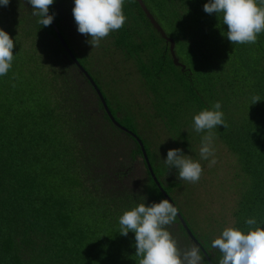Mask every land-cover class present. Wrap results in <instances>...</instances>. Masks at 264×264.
Wrapping results in <instances>:
<instances>
[{"label": "trees", "instance_id": "16d2710c", "mask_svg": "<svg viewBox=\"0 0 264 264\" xmlns=\"http://www.w3.org/2000/svg\"><path fill=\"white\" fill-rule=\"evenodd\" d=\"M141 3L171 39L183 70L173 66L134 0H125L124 26L95 48L77 30L74 0H54L49 8L66 48L124 130L107 118L84 73L28 0L0 5V29L14 41L12 67L0 76V264H139L135 234L119 233V217L165 198L131 134L197 241L202 264L222 258L212 241L224 228L247 232L249 218L264 227V32L255 44H232L222 17L203 10L208 0ZM118 55L122 64L132 59L146 97L143 106L135 90L122 92L138 128L102 92L114 88L108 83L119 84L118 74L125 83L129 78L126 67L117 66ZM254 95L261 100L252 104ZM217 101L227 127L213 129L217 162L209 166L213 157L199 154L207 132L197 133L193 118ZM176 148L201 163L198 182L178 179V170L165 163ZM135 156L144 173L135 172ZM190 221L198 222V235ZM181 225L176 217L166 227L184 251L193 244Z\"/></svg>", "mask_w": 264, "mask_h": 264}, {"label": "clouds", "instance_id": "9594fccd", "mask_svg": "<svg viewBox=\"0 0 264 264\" xmlns=\"http://www.w3.org/2000/svg\"><path fill=\"white\" fill-rule=\"evenodd\" d=\"M10 0H0V5L8 6ZM33 8V15L41 17L42 26H50L55 13L49 14L54 0H28ZM125 0H74L72 13L80 34L90 37L87 41L92 48L111 32L121 29L127 21L124 14ZM203 10L216 13L227 25L226 37L232 44H255L260 33L264 32V0H208ZM14 41L9 33L0 29V76H4L12 67ZM258 95L252 97V104L260 101ZM193 127L197 133L207 132L202 137L199 150L200 158L208 160L209 166L217 161L213 141V129L220 125L227 127L221 103L217 101L212 109L205 108L193 118ZM165 163L169 169L178 170V179L196 183L201 178L203 167L198 160L183 154L179 148L169 149ZM178 208L169 199L146 206L140 203L131 210H126L119 217L120 234H135V255L140 257L139 264H202L203 256L198 246L181 251L173 238L168 225L178 215ZM247 232L229 226L212 241V247L219 250L222 258L218 264H264V227L256 219L246 220Z\"/></svg>", "mask_w": 264, "mask_h": 264}, {"label": "rangeland", "instance_id": "374dc122", "mask_svg": "<svg viewBox=\"0 0 264 264\" xmlns=\"http://www.w3.org/2000/svg\"><path fill=\"white\" fill-rule=\"evenodd\" d=\"M160 28L165 33V30H164V28L161 25H160ZM112 33L115 34V32H112ZM134 39H135V41H137L135 36H134ZM96 56L98 57L99 55H96ZM118 57H119V59L117 61V66L124 65L126 67V70L129 73L128 74L129 75L128 80L125 83L124 82V79H123V77L121 75L122 73L121 74H118V76L120 78L119 84H116V83H108V84H106V86H110V87H114V88L110 89V91H109L108 88H106L105 90H102V89L101 90L105 94V97L107 98V100H109V99L115 100L114 107H117V105H119V107L117 109L120 108L122 117L125 118V119H127V120H129V118H130V120H129V121H131L130 123H132L136 128H138L139 124L134 119H131V117L124 110L123 103L126 100H125L122 92L130 91L132 89L135 90L137 92V94H136V96H137L136 97V101H139V103H142L143 106L145 104H147L146 97H145V95L143 93H141V90L139 88L140 87V79H138V70L135 67L134 62L132 61V59H129V60L124 59V61L126 63L122 64L121 57L119 55H118ZM176 58L178 59L177 56H176ZM107 60H112V56H107ZM79 79H80V77H79ZM77 81H80V80H77ZM178 93H179V91H178ZM90 98H91V100L93 102H95V97L93 98V96L91 94H90ZM153 137H155V136H153ZM157 145H155L154 147L158 149ZM156 154L158 155V152ZM131 163H132V166L134 165V168H136L135 169V172L136 173H139V174L144 173V169L141 167V162H140V159H139L138 156H135L133 158V160H132ZM188 224H189L188 227L190 228V230L193 233L197 234L198 233V230H197L198 228L196 226L199 225L198 222H196V221L191 222L190 221V222H188ZM201 229H203V226H201Z\"/></svg>", "mask_w": 264, "mask_h": 264}, {"label": "water", "instance_id": "95a60500", "mask_svg": "<svg viewBox=\"0 0 264 264\" xmlns=\"http://www.w3.org/2000/svg\"><path fill=\"white\" fill-rule=\"evenodd\" d=\"M137 5L139 6V8L141 9V11L144 13L145 17L148 18V21H149V25L151 26V28L159 35V37L163 40V42L167 45V49H168V52L170 54V58H171V61H172V64L173 66H178V67H181V69L183 70L184 69V66H180L174 55H173V52H172V49H173V43L170 39L166 38L164 33L162 32V30L160 29V27L157 25V23L154 21V19L152 17H150V15L148 14L147 10L145 9L144 5L141 3V0H134ZM53 22L51 23V26L53 28V31H54V34L57 38V40L59 41L62 49L65 51V53L68 55V57L70 58V60L72 61V63L74 64V66L79 69L82 73H84V76L85 78L88 80L89 84L91 85V87L93 88V91L95 92L100 104H101V107L105 113V115L107 116V118H109L112 122H113V125H115L116 127L122 129L120 126L117 125L116 121L114 120V118L111 117L109 111L107 110L106 106H105V103L104 101L102 100V97L101 95L99 94L96 86L92 83V81L89 79V77L86 75L87 73L84 72V70L79 66V64L74 60V58L71 56L70 52L68 51V49L66 48L65 44L63 43L61 37L59 36L58 32L56 31V29L54 28L53 26ZM124 130V129H122ZM131 136L133 137V139L135 140V142L137 143L138 145V148L140 150V153H141V158L145 164V167H147L148 169V172H149V176L151 178V180L154 182L155 186L158 188V190L160 191V193L163 195V197L165 199H168L166 197V195L164 194V192L162 191V189L160 188L158 182L156 181L155 177L152 175L153 172H152V169L151 167L149 166L148 164V161H147V158L145 156V153H144V150H143V147H142V144L140 143V141L135 138V136H133L131 134ZM177 218L179 219L180 223L182 224V228L184 229L187 237L189 238V240L192 242L193 245H196L199 247V245L197 244V241L190 235V233L188 232V230L186 229L185 227V223L183 222V220L181 219V217H179V215H177ZM210 264V263H209Z\"/></svg>", "mask_w": 264, "mask_h": 264}, {"label": "flooded vegetation", "instance_id": "af4514ba", "mask_svg": "<svg viewBox=\"0 0 264 264\" xmlns=\"http://www.w3.org/2000/svg\"><path fill=\"white\" fill-rule=\"evenodd\" d=\"M71 7L73 8L74 7V4ZM73 18H74V16H73Z\"/></svg>", "mask_w": 264, "mask_h": 264}]
</instances>
